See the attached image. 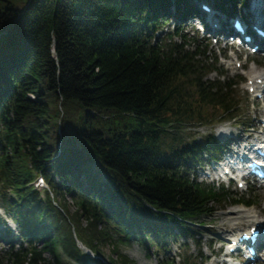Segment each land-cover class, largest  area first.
<instances>
[{
  "label": "trees",
  "instance_id": "16d2710c",
  "mask_svg": "<svg viewBox=\"0 0 264 264\" xmlns=\"http://www.w3.org/2000/svg\"><path fill=\"white\" fill-rule=\"evenodd\" d=\"M191 1L0 0V202L26 243L15 247L7 229L0 264H62V254L91 264L77 240L100 257L110 245V264L131 261L118 239L200 249L201 217L256 202L196 177L224 145L212 132L187 139L186 126H245L250 114L208 43L174 25L159 37ZM215 1L229 11L237 2Z\"/></svg>",
  "mask_w": 264,
  "mask_h": 264
},
{
  "label": "rangeland",
  "instance_id": "374dc122",
  "mask_svg": "<svg viewBox=\"0 0 264 264\" xmlns=\"http://www.w3.org/2000/svg\"><path fill=\"white\" fill-rule=\"evenodd\" d=\"M195 0H192L194 2ZM208 1L215 6L217 5L215 0H199ZM228 2L229 0H224ZM237 0L235 10L229 12L231 15H243V12L251 10V4L253 0H246L245 3L239 2ZM194 5L197 4L193 3ZM220 7V6H219ZM244 7V8H242ZM224 10L227 9V4L223 5ZM173 10L170 8L167 12L168 16H173ZM249 17V14H247ZM229 24V23H228ZM179 28L185 34V38L189 36H194L197 42L208 43V48L210 50L209 56L210 61L216 57V62L220 70H225L226 74L232 79L238 81V83L233 87V95L236 99L240 100L242 103L241 110L248 109L250 118L246 119L245 126L239 125V119L231 121H216L212 125L203 124H193L188 125L183 132L184 136L190 140L199 141L202 136L212 132L213 136L218 139L228 141L223 149H231L233 151H239L237 145L244 144L245 141L254 140L256 137L260 136L263 125H264V99H259L249 94L246 90L247 78L244 76L251 69L259 71H264V55L262 52H250V47L243 48L241 46H232L230 43L224 44L221 41L214 42L213 37L210 33L203 32V25H196L195 22L190 20H185V22H177L176 19L170 18L166 27L163 31L159 33V37H167L165 32H170L171 27ZM229 26V25H228ZM170 29V30H169ZM197 29V31H195ZM216 37V36H215ZM176 41L180 38L175 37ZM237 62L240 63L237 67ZM209 77H215V73L208 75ZM245 120V119H244ZM219 127L226 128L223 136L219 137L217 129ZM210 160H205L204 165L198 169V172L202 169L206 173H211L209 170ZM215 165V164H214ZM212 169V167H211ZM196 177L210 182L211 179L206 176H202L201 172L196 173ZM245 185L242 188L237 187L235 180L231 181L225 178L224 181L217 180L214 184L219 187L223 185L225 189H228L230 193L236 196H245L244 199L250 196H255L257 198L253 205L248 206L244 203H238L233 205H227L225 207L219 208L211 216L201 217L200 221L202 225L195 224L194 233L198 234L197 239L199 240V246L192 239L181 238L179 240H172L169 238L164 248L157 246V248L151 247L146 249L136 238H130L128 241H121L118 239L117 244L119 251L126 254L130 259V264H166V260L173 259L174 261H181L183 257H193L200 255L202 260H206L204 264H229L230 259L227 254L228 241L233 237L231 229L228 228L233 222H238L239 225L246 229L248 222L257 219L260 223H264V185H260L253 181L251 178L244 180ZM35 185V182H33ZM46 187V184L45 186ZM40 189V187H38ZM69 200V199H68ZM70 210L74 209L70 200ZM243 208L239 213H231L232 209ZM0 234L4 235L7 229L15 228V224L7 217L5 209L0 202ZM251 215H254L251 217ZM103 225V224H102ZM230 229V230H229ZM117 238V234H114V239ZM12 240L14 246L26 244L25 241L17 237V235L10 236L8 241ZM5 239V235L0 238V258L3 257L5 251L9 249V243ZM164 243V242H163ZM162 244V243H161ZM201 251V254H199ZM102 257H92L94 261L91 264H110V257H115L111 252L110 245L101 246ZM242 256V255H241ZM234 259V258H232ZM242 262L240 264H247L245 257H240ZM62 264H81L73 259H70L66 255L62 254ZM255 264H264V253L261 254L260 259L255 262Z\"/></svg>",
  "mask_w": 264,
  "mask_h": 264
},
{
  "label": "bare ground",
  "instance_id": "6f19581e",
  "mask_svg": "<svg viewBox=\"0 0 264 264\" xmlns=\"http://www.w3.org/2000/svg\"><path fill=\"white\" fill-rule=\"evenodd\" d=\"M252 6H253V10L254 11H256V8L259 6V0H253L252 1ZM256 4V5H255ZM260 4H261V6H260V11H259V18H260V20L262 21V22H264V0H260ZM254 14V13H253ZM211 16H212V20L213 21H215L216 23H217V27L216 28H214V29H220V30H223L224 28H226L223 24H222V22H226V21H228L231 17H229V16H226V15H224L223 16V14L222 13H219V14H217V12L216 11H214V12H212L211 13ZM256 42L257 43H259L260 44V46H264V40H262V39H257L256 40ZM249 77H248V79H253V78H255V77H258V76H262V77H264V71H259V72H257L256 70H254V69H251L250 71H249ZM250 84H248V86H249ZM253 86H255V87H257V85L256 84H252ZM223 131H226V128H223ZM242 210H244L243 208H235V209H232L231 210V213H239V212H241ZM252 216H254V215H251V217ZM255 221H258L257 219H255V220H252V222H248V226H247V228L246 229H243L240 225H239V223L238 222H233V223H231L230 225H229V227L228 228H230L231 229V233L233 234V237L235 236H237V235H239L242 231H246L247 229H249V226H251V225H253L254 224V222ZM229 229V230H230ZM231 264H233V263H231Z\"/></svg>",
  "mask_w": 264,
  "mask_h": 264
},
{
  "label": "water",
  "instance_id": "95a60500",
  "mask_svg": "<svg viewBox=\"0 0 264 264\" xmlns=\"http://www.w3.org/2000/svg\"><path fill=\"white\" fill-rule=\"evenodd\" d=\"M77 245L87 254H89L92 257H98L93 254V252L87 248L84 244H82L79 240H77Z\"/></svg>",
  "mask_w": 264,
  "mask_h": 264
}]
</instances>
